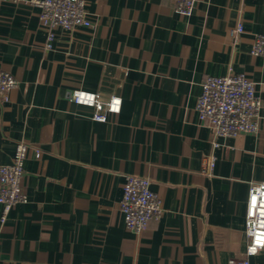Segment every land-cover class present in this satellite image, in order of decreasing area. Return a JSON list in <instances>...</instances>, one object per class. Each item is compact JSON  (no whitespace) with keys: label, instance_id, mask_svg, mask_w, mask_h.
I'll return each instance as SVG.
<instances>
[{"label":"crops","instance_id":"obj_1","mask_svg":"<svg viewBox=\"0 0 264 264\" xmlns=\"http://www.w3.org/2000/svg\"><path fill=\"white\" fill-rule=\"evenodd\" d=\"M87 1L93 26L56 31L51 50L38 7L0 2V71L18 81L0 101V164L31 147L28 202L6 223L0 205V264L242 261L250 184L264 181V57L251 54L264 0H199L189 18L174 0ZM241 73L263 102L260 130L214 139L199 121L202 85ZM80 89L120 97V113L94 121L70 101ZM129 175L150 179L164 209L142 234L120 211ZM248 260L264 264V250Z\"/></svg>","mask_w":264,"mask_h":264},{"label":"built area","instance_id":"obj_2","mask_svg":"<svg viewBox=\"0 0 264 264\" xmlns=\"http://www.w3.org/2000/svg\"><path fill=\"white\" fill-rule=\"evenodd\" d=\"M3 1H24L40 9V22L47 33V50L54 46L56 31H71L78 27L93 26L87 11V0H0ZM174 1L176 12L189 18L193 16L199 0ZM243 31V25L239 24L232 34L237 35ZM251 54L264 57V34L256 35ZM17 83L13 74L0 71L1 102L10 100L11 92ZM70 101L93 108L92 119L99 123H107L111 115L120 113L122 107L120 97L113 96L105 100L100 93L81 89L71 92ZM262 105L255 83L246 74L211 76L202 85L197 112L200 124L212 131L214 139L237 137L241 134L259 132L261 118L259 112ZM214 144L217 146L215 141ZM30 148L25 142L18 143L13 162L7 165L0 164V205L4 210L2 223H6L7 215L12 209L26 204L29 200L22 182ZM34 157L40 159L42 151L34 149ZM214 167L215 160L212 159L208 168ZM120 211L126 228L135 234H142L152 220L162 216L164 209L162 200L152 190L150 179L129 175L124 185ZM245 228L249 239L246 258L236 264H250L249 257L264 250V181H253L250 184Z\"/></svg>","mask_w":264,"mask_h":264}]
</instances>
